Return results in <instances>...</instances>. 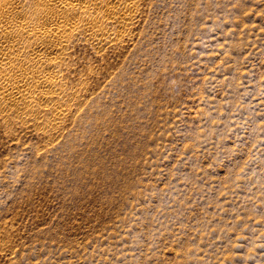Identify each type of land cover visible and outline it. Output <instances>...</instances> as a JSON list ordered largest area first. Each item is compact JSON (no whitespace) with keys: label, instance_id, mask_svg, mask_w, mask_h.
I'll return each mask as SVG.
<instances>
[{"label":"rangeland","instance_id":"1","mask_svg":"<svg viewBox=\"0 0 264 264\" xmlns=\"http://www.w3.org/2000/svg\"><path fill=\"white\" fill-rule=\"evenodd\" d=\"M135 2L0 113V264H264V0Z\"/></svg>","mask_w":264,"mask_h":264},{"label":"bare ground","instance_id":"2","mask_svg":"<svg viewBox=\"0 0 264 264\" xmlns=\"http://www.w3.org/2000/svg\"><path fill=\"white\" fill-rule=\"evenodd\" d=\"M135 5V0H0V113L10 110L57 127L72 98H65L67 85L60 79L70 42L79 36L95 47L108 42L129 24Z\"/></svg>","mask_w":264,"mask_h":264}]
</instances>
